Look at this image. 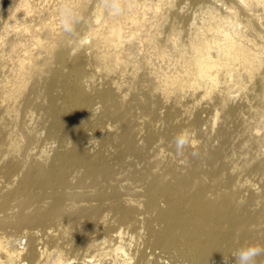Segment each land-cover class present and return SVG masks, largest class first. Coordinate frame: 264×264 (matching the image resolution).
I'll use <instances>...</instances> for the list:
<instances>
[{
  "label": "bare ground",
  "instance_id": "bare-ground-1",
  "mask_svg": "<svg viewBox=\"0 0 264 264\" xmlns=\"http://www.w3.org/2000/svg\"><path fill=\"white\" fill-rule=\"evenodd\" d=\"M65 2L86 20L72 46L58 25ZM121 3L130 13L111 18L102 0H0V212L11 203L21 210L0 227L28 229L27 247L0 236V264H235V237L247 240L250 227L264 223V209L248 213L227 188L230 177L218 188L219 149L198 150L211 163L210 185L197 182V164L170 180V168L160 173L153 167L159 161L142 154L143 144L157 152L173 134L200 124L204 104L219 107L217 126L220 112L228 118L235 110L231 96L250 81L261 85L264 110V0ZM189 3L199 4V14L188 13ZM119 73L128 74L125 81ZM141 79L150 82L147 93ZM135 89L142 99L130 98L142 116L162 119L165 128L150 126L146 135L134 129L125 101ZM254 128L264 131V119ZM125 166L131 171L123 176ZM71 196L96 202L87 207L94 216L111 214L106 236L59 243L60 231L47 224ZM80 250L95 253L72 256Z\"/></svg>",
  "mask_w": 264,
  "mask_h": 264
},
{
  "label": "rangeland",
  "instance_id": "rangeland-1",
  "mask_svg": "<svg viewBox=\"0 0 264 264\" xmlns=\"http://www.w3.org/2000/svg\"><path fill=\"white\" fill-rule=\"evenodd\" d=\"M183 5L188 13L196 12V14H199L197 11L199 4L189 3L188 5ZM127 76L128 74L126 73H119L116 75V79L123 82L126 80ZM141 80L144 92L147 93L150 90L148 87L150 86V82L145 79ZM247 87V90L231 96L234 97V99L230 101L229 107H233L235 110L231 112L228 118H226L223 112H220L218 125L214 128L212 127V118L215 114V109L219 107H212V104L203 105L205 110L199 112L201 123L185 128L191 131L195 144L192 147L186 148L182 157L175 155L174 146L169 142H164L163 146L160 148L162 151L159 149L157 152L150 150L145 146L146 144H143L142 154L144 158L149 162L151 161V163L159 161L158 165H151L156 171L163 173L164 168H170L172 173L167 176V179L170 180H172L175 175H187L190 168L197 164L199 167V180H197V182H204L210 185L213 183V176L209 174L211 163L204 157L199 156V158H192L191 152L194 149L198 151L201 148L204 149L205 152L219 149L220 153L216 161L219 163L221 162L222 165L217 169L218 188L224 189L226 182L230 177L227 188L236 193L239 201L247 204L246 211L248 213L255 214V212L264 209V131L261 130L260 134H255L256 129L254 128L264 119V110L259 107V99L262 92L260 83L257 80H253L248 82ZM129 94L126 96L127 98L125 102L130 108V120L136 131L140 132L142 135H146L145 133L150 126L160 130L165 128L167 123H163L162 119L157 122L149 117L142 116L140 110L136 107L135 102L131 101L132 99L130 97H133V94H136L137 97L142 99V90L135 89ZM215 97L219 96L216 95ZM245 97L247 99H245ZM188 99L189 98H184L182 102L186 103ZM175 102L176 100L172 98L169 100L168 105L174 106V104L176 105ZM157 107L160 108V111H164V109L161 110V103L158 102ZM182 109L180 110L181 115L184 114ZM219 129L224 132V140L226 141V144H223L222 142L223 139L220 136ZM98 132L102 137L105 136V131L98 129ZM175 135L176 133L173 134V136ZM130 171V168L125 166L123 176L128 175ZM3 181L4 180H0V188ZM123 184H127L129 187L132 186V183L129 180L125 181V183L123 182ZM96 189L97 187H89L84 190L94 191ZM122 191L126 194L131 193L126 189H123ZM210 197L214 198L211 194ZM89 200V198H76L73 196L66 198L63 201L62 215L54 222L47 224V226L60 231L61 239L59 240V243H63L64 247L68 246V244L65 243L66 241L77 240V236L79 239L83 240L96 239L102 234H104L103 236H106V232L102 229V226L108 219L104 217L108 216V218H110L111 214L107 211H102L98 216H94L87 207L89 205H95L96 202H90ZM72 205L75 206L72 207ZM10 207L12 210L0 212V219H4L5 221L11 220L13 216L19 214L21 211L20 208L15 206V203H11ZM34 208L35 205L30 207L27 212L32 211ZM34 228L39 230L42 227L35 226ZM250 228L252 231L250 237L244 241L238 240V238L236 239L235 237L234 240L237 245L233 246V248L229 250V253L232 254L236 249L244 245V242L258 243L263 246L264 223L259 222L252 225ZM27 230L26 227H0V236H8L12 241L13 246L23 248L27 247V240L23 237V234ZM81 251L82 250L72 254V256L78 254V257H83L85 254L95 253H87L84 250L82 253ZM106 259H112L111 255L107 256ZM214 261L216 262V260H213V262Z\"/></svg>",
  "mask_w": 264,
  "mask_h": 264
},
{
  "label": "clouds",
  "instance_id": "clouds-1",
  "mask_svg": "<svg viewBox=\"0 0 264 264\" xmlns=\"http://www.w3.org/2000/svg\"><path fill=\"white\" fill-rule=\"evenodd\" d=\"M103 14L111 18H119L130 13L131 8L125 7L121 0H102ZM58 25L65 37L68 46L76 44L80 40L79 28L86 23L83 15L71 3H62L57 10ZM175 155L183 156L185 149L195 144L190 130L182 129L172 139ZM197 150L191 152L192 158H199ZM235 264H257V258L264 256V246L258 243H245L232 254ZM228 264V258H224Z\"/></svg>",
  "mask_w": 264,
  "mask_h": 264
}]
</instances>
